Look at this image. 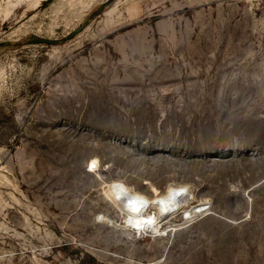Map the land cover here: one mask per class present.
<instances>
[{
	"label": "rangeland",
	"instance_id": "1",
	"mask_svg": "<svg viewBox=\"0 0 264 264\" xmlns=\"http://www.w3.org/2000/svg\"><path fill=\"white\" fill-rule=\"evenodd\" d=\"M0 264H264V0H0Z\"/></svg>",
	"mask_w": 264,
	"mask_h": 264
},
{
	"label": "bare ground",
	"instance_id": "2",
	"mask_svg": "<svg viewBox=\"0 0 264 264\" xmlns=\"http://www.w3.org/2000/svg\"><path fill=\"white\" fill-rule=\"evenodd\" d=\"M187 191L186 186H168L165 192L158 194L152 188L153 197L149 198L122 183L115 187L112 198L123 215L124 227L136 234H158L161 231V221L172 215L182 203H187L189 195L183 196L187 194ZM181 197H185L187 201L178 202ZM151 207H153V212H147V209ZM202 210L199 208V210L189 212L188 215Z\"/></svg>",
	"mask_w": 264,
	"mask_h": 264
}]
</instances>
